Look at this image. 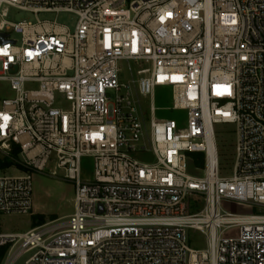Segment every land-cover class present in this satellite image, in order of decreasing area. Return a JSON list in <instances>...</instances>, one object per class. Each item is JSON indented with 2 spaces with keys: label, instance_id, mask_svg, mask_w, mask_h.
<instances>
[{
  "label": "built area",
  "instance_id": "obj_1",
  "mask_svg": "<svg viewBox=\"0 0 264 264\" xmlns=\"http://www.w3.org/2000/svg\"><path fill=\"white\" fill-rule=\"evenodd\" d=\"M12 8L35 20L9 22ZM60 13L77 16L74 31L38 19ZM1 82L14 95L0 105V171L17 175L0 176V215L33 212V175L51 162L75 185L65 220L0 232L1 264H264V0H0ZM158 89L186 128L157 119Z\"/></svg>",
  "mask_w": 264,
  "mask_h": 264
},
{
  "label": "rangeland",
  "instance_id": "obj_2",
  "mask_svg": "<svg viewBox=\"0 0 264 264\" xmlns=\"http://www.w3.org/2000/svg\"><path fill=\"white\" fill-rule=\"evenodd\" d=\"M31 18L35 20L34 16L17 10L10 9L7 20L12 23H17L23 19ZM38 19L41 21L54 22L68 27L71 31H74L77 24V16L71 13L60 14H40ZM12 38L20 39L15 34H12ZM124 71L127 69L125 67ZM127 83L128 79L122 81ZM13 93L9 91V86L5 83H0V105L1 100L8 97H13ZM156 106L162 111L157 112V119L160 121H175L179 128H186L187 126V114L184 111H171L172 108V96L168 89H158L155 94ZM146 102L149 103V100ZM147 103V104H148ZM170 109V110H167ZM233 126L225 125L217 127V144L220 154L222 155L221 170L222 175L232 176L234 172V151L236 138L232 133ZM202 155V154H197ZM190 157L189 174L202 177L204 175V166L194 164V158ZM142 162H153L154 157L152 154L137 157ZM92 161L85 160L83 162V175L86 178L92 176ZM54 170V162H51L48 169L44 173H36L33 175V212L28 215H0V232L4 233H26L33 229V225L37 217H42L45 223L55 220H65L72 215L75 211V185L61 178H57L51 175ZM17 170L10 169L0 171V176H15ZM223 210L232 214L251 215L258 214L259 208H253L248 205H237L234 203H223ZM190 235H193L190 232ZM239 235L238 229H231L227 232L226 237L236 238ZM197 235H193L191 240V246L195 248L203 249L205 245L203 240L197 239ZM194 242V244H193ZM32 254H24L19 258L18 264H23Z\"/></svg>",
  "mask_w": 264,
  "mask_h": 264
},
{
  "label": "trees",
  "instance_id": "obj_3",
  "mask_svg": "<svg viewBox=\"0 0 264 264\" xmlns=\"http://www.w3.org/2000/svg\"><path fill=\"white\" fill-rule=\"evenodd\" d=\"M190 155L191 157L194 158V161H193L194 164H199L201 167L204 166V156L203 155H197V154H190ZM220 156L222 160V155L220 154ZM8 165H9L8 163L0 161V167H6ZM43 224H45V220L42 217H37L33 225V228L38 227ZM6 251H7V248L0 249V264L2 263V259L4 255L6 254Z\"/></svg>",
  "mask_w": 264,
  "mask_h": 264
},
{
  "label": "water",
  "instance_id": "obj_4",
  "mask_svg": "<svg viewBox=\"0 0 264 264\" xmlns=\"http://www.w3.org/2000/svg\"><path fill=\"white\" fill-rule=\"evenodd\" d=\"M1 38H3V36H1Z\"/></svg>",
  "mask_w": 264,
  "mask_h": 264
}]
</instances>
